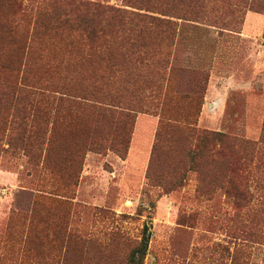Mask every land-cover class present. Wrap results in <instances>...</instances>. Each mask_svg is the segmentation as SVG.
<instances>
[{"label":"rangeland","instance_id":"obj_1","mask_svg":"<svg viewBox=\"0 0 264 264\" xmlns=\"http://www.w3.org/2000/svg\"><path fill=\"white\" fill-rule=\"evenodd\" d=\"M101 1L174 23L148 38L165 74L128 84L134 120L120 121L117 106L5 95L16 72L2 66H17L25 33L0 50V264H131L146 225L143 264H264V0H199L175 16ZM200 98L194 130L162 124ZM124 136L121 157L110 147Z\"/></svg>","mask_w":264,"mask_h":264},{"label":"trees","instance_id":"obj_2","mask_svg":"<svg viewBox=\"0 0 264 264\" xmlns=\"http://www.w3.org/2000/svg\"><path fill=\"white\" fill-rule=\"evenodd\" d=\"M198 1L126 0L168 16L195 12L191 4ZM11 8L14 11L9 18ZM173 26L169 19L144 13L135 16L126 8L101 0H37L35 10L28 12L22 9L20 0H0V50H6L8 45L13 47L14 43L19 45L16 35L20 30L25 33L23 43L17 46L22 51L17 55V66L9 64V60L2 66L16 72L11 78L5 77L2 91L17 100L23 92H31L44 95L52 103L68 97L74 103H100L104 105L103 111L111 108L107 106H117L119 120L132 122L133 108L124 99L128 84L138 85L137 90L142 86H160L157 82L165 74L161 70L168 62L154 58L150 39L160 35L163 39L166 32L173 36ZM31 59L42 61L43 70L32 69ZM202 104L200 98L193 105L195 113L188 116L161 113L162 124L176 126L182 122L194 130ZM54 110V115L59 112L58 108ZM161 110H165V103ZM7 124L11 125V121ZM96 146L105 145L100 142ZM128 147L129 139L124 136L112 143L110 149L125 157ZM145 228L142 240L129 255L131 264L144 263L149 245L147 225Z\"/></svg>","mask_w":264,"mask_h":264},{"label":"crops","instance_id":"obj_3","mask_svg":"<svg viewBox=\"0 0 264 264\" xmlns=\"http://www.w3.org/2000/svg\"><path fill=\"white\" fill-rule=\"evenodd\" d=\"M204 111H205V110H204ZM141 140H142V141L139 142V143H140L139 145H140V148L144 149L145 146H146V144L149 143V136H148V133L144 134Z\"/></svg>","mask_w":264,"mask_h":264}]
</instances>
